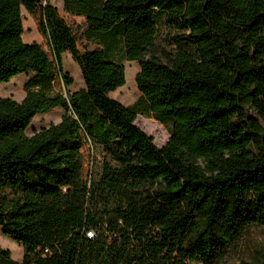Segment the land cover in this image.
I'll return each instance as SVG.
<instances>
[{
    "label": "trees",
    "instance_id": "16d2710c",
    "mask_svg": "<svg viewBox=\"0 0 264 264\" xmlns=\"http://www.w3.org/2000/svg\"><path fill=\"white\" fill-rule=\"evenodd\" d=\"M0 0V87L32 74L17 103L0 97V264H264V0H63L85 20L80 52L50 0ZM41 7L50 56L25 44L21 10ZM176 50L154 52L158 27ZM83 87L54 92L62 57ZM136 63L140 97H110ZM60 122L27 136L37 116ZM168 132L162 147L136 125ZM101 151L98 178L85 147Z\"/></svg>",
    "mask_w": 264,
    "mask_h": 264
},
{
    "label": "rangeland",
    "instance_id": "374dc122",
    "mask_svg": "<svg viewBox=\"0 0 264 264\" xmlns=\"http://www.w3.org/2000/svg\"><path fill=\"white\" fill-rule=\"evenodd\" d=\"M51 5L58 10L60 17L66 22L77 40V47L80 52H89L100 49V47L90 44L85 41L83 32L86 29L85 20L81 17H73L62 11L63 0H50ZM43 6L44 0L41 1ZM41 7H38L34 14H28L23 9L21 10V17L23 21L24 33L22 40L25 44L39 45L51 58L49 48L46 40L43 38L39 28V16ZM164 25L158 27L157 37L154 44L155 56L162 62L166 63L169 56L173 54L176 47L173 46L170 40L172 35ZM63 73L72 80V86L66 88L62 79L57 76L54 83V92L62 94L64 97L66 93L76 91L83 87L80 71L77 65L72 61L68 54H65L62 59ZM125 68V85L112 93L110 97L123 106H130L135 103L140 94L135 86V76L138 73V65L136 63H124ZM32 78V74H23L14 78L9 84L0 87V97L10 98L19 103L25 97V85ZM63 115L61 109H55L42 116H37L32 121L30 127L27 129L26 135L29 137L33 132L39 131L43 128H48L50 125H56L60 122ZM135 125L153 140V145L157 148H162L169 140V135L164 126L154 121L151 118L137 117ZM84 155V174H91L93 178H98L101 170V163L109 161L105 155L97 149L85 147ZM0 246L3 250H7L11 254V259L14 262L21 263L23 258V248L16 244L7 236H4L0 231Z\"/></svg>",
    "mask_w": 264,
    "mask_h": 264
},
{
    "label": "crops",
    "instance_id": "0c3cea01",
    "mask_svg": "<svg viewBox=\"0 0 264 264\" xmlns=\"http://www.w3.org/2000/svg\"><path fill=\"white\" fill-rule=\"evenodd\" d=\"M50 4H51V1H50ZM54 7H55V6H54ZM64 55H65V54H64ZM64 55H63V57H64ZM63 57H62V58H63ZM120 89H121V88H120ZM118 90H119V89H118ZM110 95H111V94H110Z\"/></svg>",
    "mask_w": 264,
    "mask_h": 264
}]
</instances>
